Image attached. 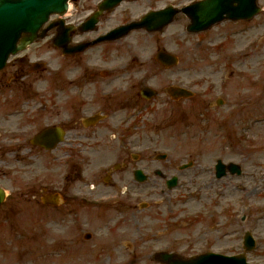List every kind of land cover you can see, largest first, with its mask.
<instances>
[{"label": "flooded vegetation", "instance_id": "obj_1", "mask_svg": "<svg viewBox=\"0 0 264 264\" xmlns=\"http://www.w3.org/2000/svg\"><path fill=\"white\" fill-rule=\"evenodd\" d=\"M103 1L73 0L65 21L51 28L45 39L47 50L60 35L61 44L56 51L19 52L11 55L0 70V181L11 180L15 161H21L32 151L44 153L46 162L65 166V184L75 182L77 186L75 193H65V198H72L74 207L66 208L64 215L72 216L68 221L74 223L76 232L62 237L60 243L69 245L68 251L82 246L77 249L94 255L104 246L111 258L113 253L124 254L129 240L134 250L143 246L139 242L140 225L136 231L131 226V220L140 223L143 217L137 206L138 194L132 191L135 197H126L128 191L124 190L99 193L101 202L80 196L79 190L91 194L102 183L118 189L119 183H132L131 178L138 183L137 169L145 171L146 182H167L173 174L158 167L146 169L156 160L144 153L158 149L144 145L141 132L165 125L164 122L175 125L181 113L190 111L191 103L177 99L172 92L174 86H186V82L175 76V66L167 65L160 53L174 52L168 46L176 38L171 31L176 23L180 24L179 38L191 34L187 30L189 17L180 12L163 26V20L170 14L162 16L153 31L139 28L124 35L120 29L113 38L109 34L122 25L141 20L152 10L183 8L197 0H122L113 10H105L94 24L87 23ZM259 4L256 16L242 20L250 25L252 51H264V0ZM209 34L204 39L205 51H210ZM224 34L227 32L221 29L222 39L216 43L218 51L228 49L223 41L228 37H223ZM97 39L100 41L96 44H89ZM75 46L86 48L73 51ZM188 70L186 65L185 71ZM256 77L257 74L251 79ZM260 80L264 85V73L260 74ZM243 105L249 107L247 102ZM51 126L58 128L60 136L55 147L33 144L32 137ZM82 184L92 187L87 192ZM45 189L48 190V184ZM110 211L114 213L109 214ZM93 223L98 225L91 226ZM87 226L97 228L98 232L88 231ZM139 252L142 251L137 252L136 259Z\"/></svg>", "mask_w": 264, "mask_h": 264}, {"label": "rangeland", "instance_id": "obj_2", "mask_svg": "<svg viewBox=\"0 0 264 264\" xmlns=\"http://www.w3.org/2000/svg\"><path fill=\"white\" fill-rule=\"evenodd\" d=\"M243 27L241 23L224 22L212 29L208 42L211 51L204 50L205 34L181 39L180 24L171 27L176 38L168 47L182 59L175 68V76L182 77L184 82L191 81L192 85L194 82L203 84L206 80L214 88L209 87L211 93L207 97L192 98L195 100L185 127L178 129L180 122L177 121L178 127L175 129L164 128L156 132L147 129L142 132L144 145L171 149L167 151L171 158L154 162L150 170L158 167L172 174L177 172L180 162L190 157L196 161L195 167L180 173V182L172 190L162 180L159 183H136L131 178L132 183H126L130 194L133 189L151 205L142 211L140 223L131 220L134 231L140 225L142 238H139V242L142 247L134 250L133 242L128 238L124 254L113 253L111 258L104 246L95 255L77 249L82 246L68 251L69 245L61 244L60 240L76 232L74 223L68 221L72 216L64 215L66 208L74 206L70 200L57 207L45 205L41 200L42 186L48 184L57 190L70 187V193L76 191V183L65 184L67 168L55 162H46L44 153L32 151L21 161H15L11 180L3 181L11 196L0 206V264H163L153 254L166 247L180 251L184 256L206 250L238 253L242 251V237L247 229L253 232L257 240V246L250 252L249 258L255 264H264V182H249V173L254 174L255 169L264 166V87L257 83L256 78L251 79V76L260 75L264 68V51L260 54L256 51V55L252 54V50L235 51L238 47H249L253 38L251 31H243ZM221 29L228 33L223 36L229 38L223 40L227 44L226 51H218L215 47V42L222 39L219 35ZM41 44V41L34 44L32 49H39ZM186 65L190 67L188 71L184 69ZM252 69L255 71L251 72ZM224 72H228L230 77L224 83V90H220ZM221 91H224L228 103L220 108L214 105L208 115L204 118L200 116V112L206 110L204 101L214 100L222 95ZM245 95L249 96L248 100L255 104V108L251 107V103L249 107L241 104L240 108L249 111L246 115L253 116L249 120L231 119L237 130L231 131L227 124L230 114L226 115V112L239 104L240 98ZM218 111L224 112L220 118L216 114ZM221 118L227 125L220 124ZM243 123L252 135L250 142L242 140ZM152 139H156L155 144ZM254 144L258 147H252ZM218 158L226 162H241L244 177L231 179L229 174L220 182L210 179ZM191 180L201 182L192 184L188 182ZM122 185L119 184V193ZM61 190L62 195L63 192L67 193ZM113 191L117 192L102 183L95 192L102 196L99 193ZM91 226L87 228H94ZM174 235L183 236L185 240L175 245L172 241ZM133 250L136 251L134 254L131 253ZM138 251L142 252L136 259Z\"/></svg>", "mask_w": 264, "mask_h": 264}, {"label": "water", "instance_id": "obj_3", "mask_svg": "<svg viewBox=\"0 0 264 264\" xmlns=\"http://www.w3.org/2000/svg\"><path fill=\"white\" fill-rule=\"evenodd\" d=\"M235 1H238L237 5H234ZM254 7V0H204L185 8V11L191 17V30L200 31L224 18L225 13L229 17L237 18L244 15L246 10L252 8L253 11ZM66 8L67 0H0V65L5 62L10 52L26 47L37 37H43L46 31L41 34L39 31L49 15L62 13ZM218 167H223V164L220 162ZM237 168L236 164H231L232 171H236ZM176 183V178L170 181L172 186ZM3 194L4 192L0 190V202ZM246 243L248 248L254 245L249 234L246 236ZM163 258L168 260V264H248L244 255L235 257L214 252L189 259H179L173 254L163 255Z\"/></svg>", "mask_w": 264, "mask_h": 264}]
</instances>
